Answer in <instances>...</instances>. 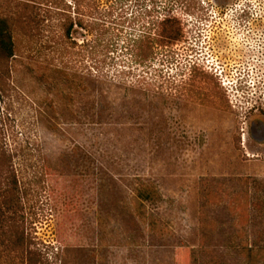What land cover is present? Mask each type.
Segmentation results:
<instances>
[{"label": "rangeland", "instance_id": "obj_1", "mask_svg": "<svg viewBox=\"0 0 264 264\" xmlns=\"http://www.w3.org/2000/svg\"><path fill=\"white\" fill-rule=\"evenodd\" d=\"M0 18L17 50L0 59V264L200 249L240 264L237 231L264 232V107L230 83L264 38V0H0ZM166 18L182 37L160 47Z\"/></svg>", "mask_w": 264, "mask_h": 264}, {"label": "trees", "instance_id": "obj_2", "mask_svg": "<svg viewBox=\"0 0 264 264\" xmlns=\"http://www.w3.org/2000/svg\"><path fill=\"white\" fill-rule=\"evenodd\" d=\"M160 25L166 27V29L158 35V39L156 40V43L160 47H166L181 40L182 35L178 22L166 18ZM68 32L69 30H67V35ZM16 52L14 31L5 19L0 18V59L15 60ZM12 185V191H15L14 182L11 186ZM139 196L145 201H152L153 199V194L141 193ZM232 201L231 210L234 212L237 211L235 215L236 218L234 217L236 224L240 226L244 223L248 224L249 221L247 217L244 216V213L248 209V203H246L245 199L242 201V199L233 198ZM6 210L10 211L11 209L7 208ZM150 228L154 231L153 224H150ZM229 251L239 260L240 264H264V232L256 235L250 244H248V239L245 238V234L237 231V234L231 240ZM211 256V252L207 250H190L189 264H222Z\"/></svg>", "mask_w": 264, "mask_h": 264}, {"label": "built area", "instance_id": "obj_3", "mask_svg": "<svg viewBox=\"0 0 264 264\" xmlns=\"http://www.w3.org/2000/svg\"><path fill=\"white\" fill-rule=\"evenodd\" d=\"M237 17H239V21H236V26L242 27L247 34L252 33L253 21L246 17V12L242 11ZM256 42L257 45L253 44L244 49L246 55L242 71L244 76L240 77L239 75L238 77L235 74L237 77L230 83L236 89L243 86L248 91L251 102H254L252 109L259 108V106L260 108L264 107V38H260ZM258 102L260 105H257Z\"/></svg>", "mask_w": 264, "mask_h": 264}]
</instances>
